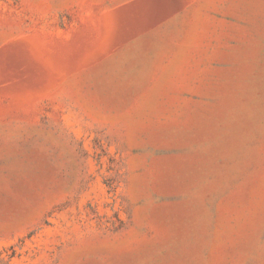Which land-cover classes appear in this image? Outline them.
Instances as JSON below:
<instances>
[{"label": "rangeland", "instance_id": "obj_1", "mask_svg": "<svg viewBox=\"0 0 264 264\" xmlns=\"http://www.w3.org/2000/svg\"><path fill=\"white\" fill-rule=\"evenodd\" d=\"M0 264H264V0H0Z\"/></svg>", "mask_w": 264, "mask_h": 264}]
</instances>
